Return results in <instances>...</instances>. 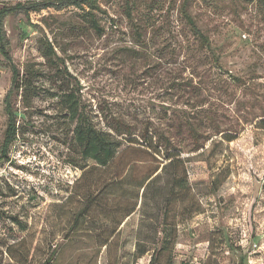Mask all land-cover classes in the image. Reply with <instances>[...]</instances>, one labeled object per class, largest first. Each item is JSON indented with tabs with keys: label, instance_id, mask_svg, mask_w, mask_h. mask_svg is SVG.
Masks as SVG:
<instances>
[{
	"label": "rangeland",
	"instance_id": "obj_1",
	"mask_svg": "<svg viewBox=\"0 0 264 264\" xmlns=\"http://www.w3.org/2000/svg\"><path fill=\"white\" fill-rule=\"evenodd\" d=\"M43 1L0 0V9ZM263 1L188 0L207 47L182 17L185 0H98L101 36L73 8L4 17L6 49L29 89L25 101L21 91L11 98L18 130L0 162V264H42L52 250V264H149L152 252L140 254L155 243L167 247L159 264H264ZM10 84L0 55V147ZM63 94L96 128L121 116L136 135L148 119L168 132L174 114L175 126L204 120L208 141L188 153L187 135L176 138L182 162L160 165L147 186L158 164L140 145L107 167L81 159ZM184 169L183 201L173 180Z\"/></svg>",
	"mask_w": 264,
	"mask_h": 264
},
{
	"label": "trees",
	"instance_id": "obj_2",
	"mask_svg": "<svg viewBox=\"0 0 264 264\" xmlns=\"http://www.w3.org/2000/svg\"><path fill=\"white\" fill-rule=\"evenodd\" d=\"M187 2L188 0H185V3H183L181 7L182 17L198 41V46L207 47V38L199 30L188 13ZM68 8H73L79 11L94 32L98 33L99 36L103 34L104 29L99 26L96 19L97 14L102 12L98 0H46L40 3H35L31 6L18 3L14 7H4L0 9V55L6 62L9 63L11 70L10 88L3 100L4 111L7 116V126L4 132L3 142L0 147V162L8 161L9 148L16 140L18 130L16 125V115L14 114L11 106V98L14 94L18 95L21 91L23 101H25V96L29 89L28 85L20 80L19 73L13 66L9 53L6 49L7 42L2 30L3 18L17 11H26L28 13V11L38 12L43 9L62 11ZM125 9L129 10L130 8L126 7ZM137 31H139L138 28ZM50 55L55 54L53 52V48L48 46V48L46 47L43 51V56L46 60L50 61ZM62 97L67 111L69 112L70 120L75 122V126L72 130V140L79 148L81 159L83 161H91L99 167H107L113 160H115L119 150L122 149L121 153H125L130 149L129 147H132V145H140V147L151 153L150 157L152 161L158 164L156 168L150 171L143 179V181L148 182L147 186H150L152 182L157 179V175L155 174L157 173L160 165L167 162V164L162 167L163 169L166 165L182 162L180 156L184 150V146L178 143L180 141H176V138H179L184 134L187 135L192 143V147L187 151L188 153H194L200 149V140H203V142L208 141L203 132V130L207 128V124L204 123V120H200L197 124H194L192 122V118H188L187 116L183 125L177 124L178 126H175L174 122L176 116L174 114H170L167 118V122L169 123L168 132H165L159 124H156L154 121L148 119L142 130L138 133V135H136L132 132L131 126L121 116H111L109 120L107 118H103V127L105 130L103 127L96 128L87 116L78 113L77 102L73 99V94H63ZM259 124L264 125V115L261 116ZM221 133L222 132H217L216 135H220ZM176 183H178L177 186L182 190V200L184 201L185 199H188L189 187L187 172L185 169L180 178V182L173 180V185ZM190 206L193 207V202ZM87 207L88 204L86 203L75 213L70 230H73L75 225L85 217ZM132 209L127 212L128 214L126 217L132 213ZM12 221L16 222V219ZM106 244L107 240L100 244V247H103ZM164 249H167V247L162 244L158 246L155 243L152 247L142 248L140 256L147 252H152L149 264H159L157 261V255L162 253ZM54 259L55 252L52 250L42 264H52ZM167 264H172L170 259L167 261Z\"/></svg>",
	"mask_w": 264,
	"mask_h": 264
}]
</instances>
